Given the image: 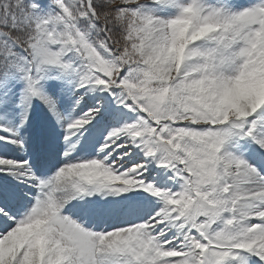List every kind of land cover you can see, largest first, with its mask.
Listing matches in <instances>:
<instances>
[{
    "label": "snow or ice",
    "instance_id": "obj_1",
    "mask_svg": "<svg viewBox=\"0 0 264 264\" xmlns=\"http://www.w3.org/2000/svg\"><path fill=\"white\" fill-rule=\"evenodd\" d=\"M0 264H264V0H0Z\"/></svg>",
    "mask_w": 264,
    "mask_h": 264
}]
</instances>
